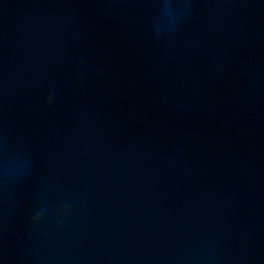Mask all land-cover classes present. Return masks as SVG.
Listing matches in <instances>:
<instances>
[{
	"label": "water",
	"instance_id": "obj_1",
	"mask_svg": "<svg viewBox=\"0 0 264 264\" xmlns=\"http://www.w3.org/2000/svg\"><path fill=\"white\" fill-rule=\"evenodd\" d=\"M0 264H264V0H0Z\"/></svg>",
	"mask_w": 264,
	"mask_h": 264
},
{
	"label": "clouds",
	"instance_id": "obj_2",
	"mask_svg": "<svg viewBox=\"0 0 264 264\" xmlns=\"http://www.w3.org/2000/svg\"><path fill=\"white\" fill-rule=\"evenodd\" d=\"M41 215V212L40 211H37L35 216L33 217V220H32V223L35 224L36 221L38 220V217H40Z\"/></svg>",
	"mask_w": 264,
	"mask_h": 264
}]
</instances>
